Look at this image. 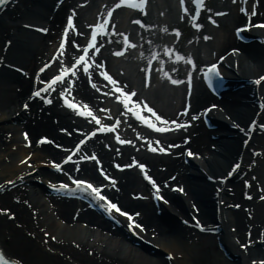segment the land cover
Here are the masks:
<instances>
[{
    "label": "bare ground",
    "instance_id": "1",
    "mask_svg": "<svg viewBox=\"0 0 264 264\" xmlns=\"http://www.w3.org/2000/svg\"><path fill=\"white\" fill-rule=\"evenodd\" d=\"M51 2L52 0H38V2L18 0V4L21 3V5L15 4L13 8L5 9V11L0 14V40L3 39V37L11 39V43L8 45L9 47L3 54L4 62L8 61L14 65L20 64L24 67L25 65H28V69H33L36 66V55L41 54V56H43V51H45L46 49V44L43 42L41 37L33 36V34H30V32L28 33V31L23 30L18 25L19 23L26 21L38 23L45 20L47 23H49L46 18L48 15H50V13L48 12L50 11L49 6L51 5ZM260 4V7L264 12V0H260ZM22 8L24 9L22 10ZM16 9L17 11H15ZM61 10L62 9L59 8L53 13L54 18L59 16L58 12ZM45 12H47L48 14L45 15ZM16 13H19V16H16ZM12 14H14V16H12ZM3 21H6V24H4ZM10 29H12L11 33ZM258 35H264V31L259 30ZM227 37L230 40V37L228 35L226 36V38ZM1 48L2 47L0 46V55L2 54ZM245 49L247 59H249L252 63H247V59H243L242 57L243 61L246 62H243L242 59L240 60L241 62L239 71L241 75L252 76V72L256 71V69L261 65V60L264 59V47L259 43L252 42L250 46L246 47ZM29 84L30 83L27 82V80L24 79L21 74H17L13 70H10L9 68L7 69L4 66L0 67V145L1 147L4 144L6 145H4L2 149L0 147V160L3 158V156L10 157L9 162H0V178L3 177L0 182H3L4 180H9L16 176L18 172L20 173L25 170L24 165H16V161L21 160L29 151V149H25L20 145V128L19 123H17L20 119L24 118V113L19 112L20 114L16 116L14 110L18 111L19 106L18 109L14 108L17 105L16 103L19 101V99H23L26 96V91L28 90L27 88ZM13 85L14 87H17L19 85L20 91L16 92ZM262 87H264V84L262 85ZM262 87L259 88V91L262 90ZM243 91H245V89H239L233 92V94L229 95L232 98L231 101H226L223 104L226 111L229 112V114H231L233 118H236L238 122H241L242 124L246 123V119L254 114L255 109V107L252 108L251 101L249 100L247 103L239 102L240 96L238 95L243 93ZM158 105L164 109L162 103L159 102ZM116 116L119 118V126H122L124 119L118 113ZM221 117L222 116L220 115V118ZM13 122H16V124H14ZM167 124L168 123H166L165 125ZM28 125L29 122H27L26 126ZM47 125L41 126L40 124L36 126H31L30 132L31 134L35 135L38 133V131H40V128H48ZM3 131H5V134L7 132L11 133V138L8 140V143H10L11 145L15 144V150H10V144H7L6 142L7 135L2 133ZM210 133H213L214 135H216V133L218 134L214 141L208 139L206 135H200L198 136V138L192 140L193 145L195 144V147L197 149L200 148V144L202 145V143H199L197 139L200 140L201 138L203 142L207 141V143H209L208 146L210 144L217 145L216 152H214L211 159L207 161V171L213 176H218L221 172H223L222 169L227 166V164L231 160L235 162L236 158H238L239 155H241L243 158V162H241L240 165V167L243 168L248 161L247 159L249 157V154L248 150H246L247 146L245 149H242L241 147V135L237 131H232L231 129H228L224 123H222V128L217 130H211ZM254 141L257 142V146H255V148L262 147L264 150V136H256V138L254 137L253 139H251L248 146H252V142ZM42 148H45L46 151H48L49 153H58L55 150H49L48 148H46V146H43ZM32 150L33 155L31 161L37 160V157L42 150L36 148H33ZM262 159L263 160H260V166L256 168L257 170L255 174L257 175V179H259L262 182V185L264 186V153ZM167 160L168 159L158 157L153 158L149 161L148 165H151L152 173L156 174L158 178H162L163 176H165L166 173L162 172V170L159 169L158 163L160 162L163 164H168ZM169 165L170 166L167 171H177V178H180L181 182L185 184L186 189L189 192L187 197L184 198V201L181 197L179 198L177 196H173L172 202L175 203V205H177L181 209V212L185 214V209L188 204L187 200L190 198H195L201 206L200 214L203 221L205 223L214 222L215 210L212 196L215 195L216 191L212 188L213 184H211L210 182H206L200 173L195 172L196 170L194 171L190 169L189 173H191V175L193 176L188 177L184 174L180 175L178 168H176V166L174 165H171V161ZM187 169H189V167ZM40 172L41 171H39V173ZM131 172L132 171L128 173L131 174ZM31 180L32 177L24 176L23 178V183L25 184V187H27V190L22 191L21 186L17 184L9 191H5L4 194H11L12 196L16 195L20 198H28L33 204L32 208L35 207L37 210H39L40 215H44L43 223H46V229L50 231L51 234H56V237L58 239H60V237H63L64 239L69 238L68 241L74 240L76 242L82 243L83 246L87 245L89 246L88 249H92L94 251L96 250L101 255L106 256V258L108 257V259L110 260L109 262L111 263H115L116 261L119 264H168V262L165 261V259L159 252L154 251V253H151L148 248L143 247L141 244H131L127 241L128 239L125 237V235L121 234L120 231L119 234L114 233V235L112 236H108L107 234L102 235V231L98 232L97 230L92 231L89 230V228H83L78 221H76L71 227L60 226L59 222L53 221L49 217V205L48 202L43 199L45 190H42L41 187L37 185H33L34 183ZM234 184L236 186V184L238 183L235 182ZM122 185L125 189H135V187H129L126 183H122ZM253 188L254 186L253 184H251L250 189L252 191L254 190ZM221 195V199H227L225 197L226 194L224 192H222ZM255 198L253 196L252 199L254 201L248 202V204L251 206V211L253 213V219L249 221L248 225L246 224L245 219H243V212L241 209L239 211H234L230 209L223 210L222 207H220V210H222L221 213H224L225 217V219L223 217L220 218L221 236L224 240L223 243L227 252L229 253V255H231L234 260L229 261L225 258L220 259L218 257L219 259L217 258V261L215 260V258H213V264H249L248 262L251 259H255L257 257L258 260H261V258L264 257V243L260 244V246H257L255 248H251V250H248L247 254H245L243 251H240L239 248H237L235 240H232L233 235L241 239L243 231L246 229V226H250L251 228L250 238L252 239L258 237V226L264 227V202L257 203L255 201ZM124 199L125 198L122 197V199H120L121 202L124 203ZM132 203H134L137 208L143 212V218L148 222V224H150V227L155 226V230H158L159 238H157L154 243L159 245L160 249L162 250L161 252L164 251L163 254H168L169 252H171L175 255V258L173 259V262L171 264H194V260L200 257V255L193 248L191 249L187 245V240L190 238L187 237L188 232H190L188 229H185V227L182 225L180 226L175 221V218L172 214L166 215L164 221H161L160 218L156 217L153 214L151 204H148V202L146 201H129L130 205ZM73 204H75L74 201L57 204L59 209H63L61 215L67 216V206ZM16 209L20 211L19 216L21 217V219H25L27 217V211H24L22 206L16 205ZM164 210H174V207H164ZM83 215H85L84 212L79 214L77 219L83 218ZM89 220L90 222L88 224H94L97 222L96 217H92ZM231 226H233L235 229L233 233L229 231ZM201 236L208 238L207 235L202 234ZM88 237H93V241H89ZM22 242L26 243L23 240ZM98 242H105V247H103L102 245L98 246ZM16 244L17 243L13 245V248L15 247L14 249H16ZM210 247L212 250L213 243ZM21 249L22 251L20 253L25 258H28V255L25 250L23 248ZM26 249L28 250L29 247H27ZM177 253L181 254L180 259L176 258ZM78 254L82 256L80 253ZM11 257H13V255H11Z\"/></svg>",
    "mask_w": 264,
    "mask_h": 264
},
{
    "label": "snow or ice",
    "instance_id": "2",
    "mask_svg": "<svg viewBox=\"0 0 264 264\" xmlns=\"http://www.w3.org/2000/svg\"><path fill=\"white\" fill-rule=\"evenodd\" d=\"M181 4H184V0H180ZM6 0H0V5L5 4ZM194 3L196 5H199L200 7H203V3L202 0H194ZM120 4H128L129 6L133 7V8H138V9H144L145 8V0H120ZM118 6V5H117ZM184 11L187 12L188 8L185 7ZM197 11H199V9H197ZM108 16L111 17L112 16V10L109 9L108 10ZM209 19H211V17H209ZM213 23H216L215 20L212 21ZM67 25L68 28H66L65 34L67 33L68 29L72 28L73 25V19L71 16H69L67 18ZM107 26V21L101 22V23H97L94 24L92 26H90V28L92 29L91 31V40L88 41L87 46L83 48V55H80L76 61L75 64L71 65L70 67H61L59 74L58 75H54L52 76L51 80L48 81L49 84H55L56 81H61L64 80V77L66 75H68L69 73H72L73 75H75V68L76 65H82L83 71L85 73H88L89 76L91 75V73L89 72V68H90V64L88 62V56H89V49H95L96 51H99L98 48L95 47L96 45V40H97V35H98V31L103 32L106 29ZM196 28H200L201 25L199 23L195 24ZM41 31H48L47 28H42ZM173 31L176 33L177 36L180 35V31L179 29H173ZM208 37H205V39H207ZM124 44L127 45L129 44V40L127 37L124 38ZM9 43H11L9 41ZM79 47V45H77ZM135 46V45H133ZM65 48V43L63 42V40L60 42L59 44V49L63 50ZM169 55L172 54V52L174 51L173 49H167ZM117 55H120L121 53L119 51H117L116 53ZM55 59V58H53ZM175 59L177 61H181L184 60L185 57L183 55H181L179 52L175 53ZM189 63H192V58L189 56L187 58ZM95 61H92V64L95 65ZM48 65L45 64L44 67L40 68L39 71L43 72L45 70V68H47ZM99 68L101 69V71L99 72V75L104 77L107 81H109L111 83V85L115 88V92L118 93V95L115 96L116 100H119L122 102L123 106L127 109L130 108L131 112L134 113L136 115V117L144 124L148 125L150 128L153 129H157L158 131H165L166 129H164L163 127H159L157 126L156 123H153L152 119L142 115L141 114V108L140 105L138 103V97L136 99H133V97L136 95L134 90H125V88L120 84L119 81H117L116 79H114L111 75H109V73L106 70H103L105 68V66L103 64L99 65ZM219 75L218 69H217V65L216 64H212L209 66V70L207 73V79L209 80V83H211L212 81V75ZM165 76H168V73L165 72L164 73ZM170 78V77H169ZM188 80L189 83L191 81V74L188 75ZM260 81H264V76H261L257 79V83H259ZM65 83H68V81H64ZM173 83H180V81L177 80H172ZM93 87H96L95 84H93ZM36 96H40L41 92L39 90H37L34 93ZM61 96H64V103L72 109H77L79 110V114L82 116H86V117H90L93 115L92 111L90 108H88L87 104H77L72 102V100H70L67 96H65V93L63 91L60 92ZM109 95H112V93H109ZM45 102L46 103H51V100H49L47 98V96H45ZM29 105L27 103L24 104V107L27 108ZM143 108L147 109V112L151 114L152 117L155 118L156 121H163L165 123H172L175 124V121H166L165 118L162 115H157L155 110L152 107H149L147 103L143 104ZM96 123H99V117H96ZM109 128H111L112 130H115V125H103L102 128L100 129L101 131H107L109 130ZM94 134V133H93ZM27 133H25V137H27ZM87 138V137H86ZM47 139L46 137L42 138V140ZM117 139H120L119 136H117ZM122 143L124 141H121ZM81 143H83V141H81ZM79 147V146H77ZM163 150V149H161ZM189 155H192L191 152H189ZM27 159V158H26ZM72 156L69 155L67 157V160H71ZM23 162V161H22ZM117 167H121V165L117 164ZM54 167H56L57 169L60 168V164L58 163H54ZM139 167L141 169L145 168V165L140 164ZM145 175L147 176V173H145ZM109 179H112V177H109ZM147 179H149L150 181H152L153 185H155V181L152 180L151 176H147ZM75 184L77 187H82L83 190L85 192H90V194L92 196H94L97 200L100 201H106V204L102 205L105 210L107 212H109V214H111L113 212V210L116 213H120L122 214L124 217H127L129 220L128 223V227L129 228H133L134 225H137L136 220H134L132 218L133 215H138V213L136 214H130L128 211H123L121 209V207L118 205V203L113 202V200H111L107 195L102 194V187L103 185L100 186H94L91 182L86 181V180H82V179H76ZM9 183H11V181H9ZM62 188H68L69 185L68 184H61L60 185ZM53 187H56V185H53ZM182 190V189H181ZM162 198V197H161ZM8 209H0V212H8ZM11 215H15L14 213H11ZM197 226L200 227L201 225H199V222L197 221ZM47 235V233H46ZM52 239H55V237H52ZM0 264H20L19 261L17 260H12V259H7L4 255V253L2 251H0ZM253 264H256V262H253ZM260 264H264V261H260Z\"/></svg>",
    "mask_w": 264,
    "mask_h": 264
},
{
    "label": "rangeland",
    "instance_id": "3",
    "mask_svg": "<svg viewBox=\"0 0 264 264\" xmlns=\"http://www.w3.org/2000/svg\"><path fill=\"white\" fill-rule=\"evenodd\" d=\"M1 42H2V40H0V44H1ZM28 214V213H27ZM6 224L7 225H5L6 227H8V222H6ZM14 226V225H13ZM6 227H4L3 229H5ZM14 228H15V226H14ZM2 229V230H3ZM23 232V233H22ZM15 235H14V238H12L11 240H9V242H7V243H5V246L7 247V245H9V246H11L12 244H15V243H18L19 244V249H17V250H14L12 247H11V250L12 251H10L11 253H13L15 256H20V251H22V249H21V247L23 248V249H25L26 247H27V245L29 244V238H30V236H28L27 234H25V232L22 230L21 232H15L14 233ZM31 239V238H30ZM22 240L24 241V242H26V244L25 243H23L22 242ZM9 243H11V244H9ZM7 244V245H6ZM204 244V243H203ZM193 246V245H192ZM30 249H32V251L35 253V251H34V249L33 248H30ZM198 249L202 252V256H201V258H199V259H196V261L194 262V264H202V262L204 261V259H206L207 258V256L208 257H210V259H211V261L213 260V258H215V259H217L216 258V256H215V254H214V252H213V250H211L210 249V247H208V248H204L203 247V245H202V243H201V245L198 247ZM84 253H85V251H84ZM213 254H214V256H213ZM218 255L220 256V254H219V252H218ZM38 257H40L41 258V256H39V255H37ZM30 257V256H29ZM35 258H37V257H35ZM47 259V258H46ZM207 260V259H206Z\"/></svg>",
    "mask_w": 264,
    "mask_h": 264
}]
</instances>
